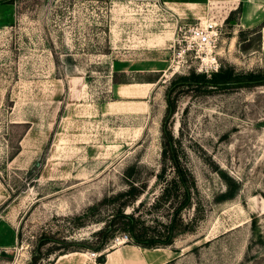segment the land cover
I'll list each match as a JSON object with an SVG mask.
<instances>
[{
    "label": "rangeland",
    "instance_id": "obj_1",
    "mask_svg": "<svg viewBox=\"0 0 264 264\" xmlns=\"http://www.w3.org/2000/svg\"><path fill=\"white\" fill-rule=\"evenodd\" d=\"M238 12L222 22L219 70L264 71V24L242 30ZM197 18L155 0H0V264H26L44 230L69 222L64 234L90 238L123 204L117 195L129 180L145 188L125 211L153 202L166 89L176 76L212 74L173 42L176 21ZM177 101L169 126L196 178L200 217L173 246L150 251L118 241L127 233L118 229L106 262L120 247L144 264H264V85ZM228 178L235 195L218 201ZM194 209L183 211L185 222ZM169 212L154 211L162 222ZM100 254L50 259L104 264Z\"/></svg>",
    "mask_w": 264,
    "mask_h": 264
},
{
    "label": "trees",
    "instance_id": "obj_2",
    "mask_svg": "<svg viewBox=\"0 0 264 264\" xmlns=\"http://www.w3.org/2000/svg\"><path fill=\"white\" fill-rule=\"evenodd\" d=\"M230 18V17H229ZM264 85V71H251L248 73L235 72L233 68H221L212 72L210 76L192 71L188 75L176 76L166 89L167 112L161 127V163L155 174L156 181L161 184L160 192L154 197L150 205L145 206L141 200L137 207L133 206L132 211H125V207L139 198L144 192V186L138 184V180H129V188L117 195L124 196L123 204L120 205L111 219L106 224L93 232L88 238H74L72 233L64 234L74 230V224L69 222L70 227L64 231L44 230L36 239L31 256L26 264H53L50 259L52 255L62 257L74 252L83 250H94L101 252L96 258L98 263H106V244L118 229L126 231L133 241L134 246L138 245L147 249H158L173 246L176 239L183 233L194 230V223L202 212L203 206L199 199V190L196 178L187 163V155L180 144L179 139L170 129L169 123L172 115L177 109V100L180 94L195 91L205 93L210 89L226 88L233 85ZM131 171L126 176L131 177L135 166L130 167ZM228 188L219 195L218 201L229 200L235 195V185L228 178ZM235 183V182H234ZM234 185V186H233ZM170 209L168 221L162 222L154 211L166 205ZM194 207V220L185 222L183 211ZM145 209L148 213H144ZM149 216V217H147ZM155 218H151L154 217ZM156 222V223H155ZM118 224V226H115ZM84 224H78L82 226ZM21 233L19 237L21 238ZM96 238V239H95ZM4 253V251L2 252ZM50 259V260H49Z\"/></svg>",
    "mask_w": 264,
    "mask_h": 264
},
{
    "label": "crops",
    "instance_id": "obj_3",
    "mask_svg": "<svg viewBox=\"0 0 264 264\" xmlns=\"http://www.w3.org/2000/svg\"><path fill=\"white\" fill-rule=\"evenodd\" d=\"M158 4L168 7L174 13L180 15L182 13H190L193 16L199 15V18L213 17L220 24L225 20L227 21L229 17L228 20L231 21L233 11L238 9L239 17L237 25L242 30L253 29L264 24V0H155V5ZM142 249L152 250L147 248ZM71 255H74V253L60 256L59 259ZM107 259V264H144L140 257L131 258L130 256H125L123 248L120 247L109 251ZM164 262L165 260H162L159 263Z\"/></svg>",
    "mask_w": 264,
    "mask_h": 264
},
{
    "label": "built area",
    "instance_id": "obj_4",
    "mask_svg": "<svg viewBox=\"0 0 264 264\" xmlns=\"http://www.w3.org/2000/svg\"><path fill=\"white\" fill-rule=\"evenodd\" d=\"M197 19L198 21L194 23L184 24H181L179 20L176 21L174 45L180 48L181 53L186 54L193 63L197 64L198 62L199 71L216 72L219 70L216 55L219 53L223 35V23L220 24L213 17ZM210 55L212 56L210 57ZM119 240L127 242L131 239L128 234H125Z\"/></svg>",
    "mask_w": 264,
    "mask_h": 264
},
{
    "label": "bare ground",
    "instance_id": "obj_5",
    "mask_svg": "<svg viewBox=\"0 0 264 264\" xmlns=\"http://www.w3.org/2000/svg\"><path fill=\"white\" fill-rule=\"evenodd\" d=\"M123 242H126V241H123ZM123 242H122V243H123Z\"/></svg>",
    "mask_w": 264,
    "mask_h": 264
}]
</instances>
